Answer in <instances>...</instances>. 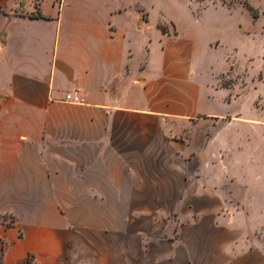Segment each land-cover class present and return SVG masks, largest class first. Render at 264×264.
<instances>
[{
  "label": "crops",
  "instance_id": "obj_1",
  "mask_svg": "<svg viewBox=\"0 0 264 264\" xmlns=\"http://www.w3.org/2000/svg\"><path fill=\"white\" fill-rule=\"evenodd\" d=\"M189 26L139 0H0V264H264L233 66L206 77L219 41Z\"/></svg>",
  "mask_w": 264,
  "mask_h": 264
},
{
  "label": "rangeland",
  "instance_id": "obj_2",
  "mask_svg": "<svg viewBox=\"0 0 264 264\" xmlns=\"http://www.w3.org/2000/svg\"><path fill=\"white\" fill-rule=\"evenodd\" d=\"M139 1L154 19L187 20L189 34L212 32L219 41L205 52L202 70L208 77L212 69L222 71L226 61L233 66L224 82L232 83L237 99L230 111L241 115L233 127L236 172L264 199V0Z\"/></svg>",
  "mask_w": 264,
  "mask_h": 264
},
{
  "label": "built area",
  "instance_id": "obj_3",
  "mask_svg": "<svg viewBox=\"0 0 264 264\" xmlns=\"http://www.w3.org/2000/svg\"><path fill=\"white\" fill-rule=\"evenodd\" d=\"M65 101L70 103H81L77 92L67 94Z\"/></svg>",
  "mask_w": 264,
  "mask_h": 264
},
{
  "label": "trees",
  "instance_id": "obj_4",
  "mask_svg": "<svg viewBox=\"0 0 264 264\" xmlns=\"http://www.w3.org/2000/svg\"><path fill=\"white\" fill-rule=\"evenodd\" d=\"M244 4H245L246 8L253 14L254 19H257L258 18V14L255 12L254 8L249 3H247V2H245ZM39 17L40 18H43L42 16H39ZM161 30L164 33L167 32L166 29H164V28H161Z\"/></svg>",
  "mask_w": 264,
  "mask_h": 264
}]
</instances>
